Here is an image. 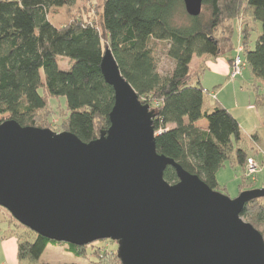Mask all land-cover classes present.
Returning <instances> with one entry per match:
<instances>
[{
    "label": "trees",
    "instance_id": "16d2710c",
    "mask_svg": "<svg viewBox=\"0 0 264 264\" xmlns=\"http://www.w3.org/2000/svg\"><path fill=\"white\" fill-rule=\"evenodd\" d=\"M76 2L0 0V114H10L22 125L50 128V100L63 96L67 112L63 131L85 142L99 137L110 126L115 100L100 67L105 50L111 48L122 75L155 111L158 152L218 190V171L226 160L244 165L248 155L237 148L234 157V141L242 137L240 123L219 101L211 111L204 109L209 90L201 85L199 73L191 72L190 64L195 54H236L240 44L246 66L264 86V0H204L200 15L193 17L186 11L188 20L183 23L175 18L186 10L183 0H103L98 20L74 18L63 26L51 22L50 13L74 7ZM243 15L247 21L235 46L234 21ZM257 22L261 32L252 48L251 31ZM158 40L168 42L167 56L174 62L166 74L158 70ZM59 56L73 63L70 69L59 67ZM202 119L207 120V128L196 124ZM164 176L170 183L178 181L171 166ZM262 198L249 201L242 216L264 236ZM1 209L5 208L0 206V224L17 238L18 260L51 264L42 255L50 242L57 241L39 235L10 214L5 217ZM113 242L111 247L99 241L69 244V250L89 264H122L118 243Z\"/></svg>",
    "mask_w": 264,
    "mask_h": 264
},
{
    "label": "water",
    "instance_id": "95a60500",
    "mask_svg": "<svg viewBox=\"0 0 264 264\" xmlns=\"http://www.w3.org/2000/svg\"><path fill=\"white\" fill-rule=\"evenodd\" d=\"M183 1L200 15L204 0ZM100 67L115 100L99 137L0 122V206L49 240L116 241L122 264H264V236L242 216L264 188L230 198L159 153L155 111L111 48ZM168 166L175 183L165 179Z\"/></svg>",
    "mask_w": 264,
    "mask_h": 264
},
{
    "label": "rangeland",
    "instance_id": "374dc122",
    "mask_svg": "<svg viewBox=\"0 0 264 264\" xmlns=\"http://www.w3.org/2000/svg\"><path fill=\"white\" fill-rule=\"evenodd\" d=\"M102 2L103 0H94L92 2L88 0H77L74 7H59L56 11L50 13L49 18L53 24L61 26L74 18L88 21L98 20L102 10ZM243 16L238 21H234L235 29L232 35V42L235 46H237L238 40L240 39V28L247 21V16ZM175 18L178 19L179 23L186 22L188 20L186 10L184 13L178 14ZM251 25L253 26V23ZM260 32L261 23L257 22L251 31L250 46L252 48L255 46ZM156 46L159 59L158 70L161 74H166L174 67L173 60L167 56L168 42L158 40ZM232 56L233 53L230 52H225L218 57L211 55L199 56L195 54L190 64V69L193 73H199L201 85L210 91L205 97L204 109L211 111L216 101H220L238 119L242 130V137L239 141H234V157L237 148H242L247 155L254 157H248V159L253 158L254 162H256V172L250 173L248 172L249 163L247 159L244 175L242 165L237 162L233 164L231 160H226L224 166L220 169V174L218 175V191L227 194L230 198H236L241 191L247 190L246 188H264V86L262 81L254 76L249 66H246L242 76L232 79L230 77L231 70L229 65V60ZM57 62L59 67L64 70L70 69L73 64L64 56H59ZM42 77L44 78L43 70ZM195 80L196 78H194ZM50 102V124L52 125L50 129L61 132L63 131V121L67 113L65 111L66 99L63 96L53 97ZM249 105H253V108H249ZM8 118H10V114H0V122ZM204 123L207 124L206 119L200 121L201 125ZM242 178L245 184H243ZM254 178H256V182L253 181ZM262 201L264 202V198H262ZM1 213H5V217H8L7 215L10 214L5 209ZM19 229H23V226ZM7 236H12L11 232L2 223L0 224V264H6V255L2 241ZM98 241L107 247L115 244L110 239ZM49 245L51 247L56 246L57 248H48L42 256L43 260L50 263L59 260L72 262V255L66 252V249L70 247L69 243L50 242ZM77 261H79L78 264H89V261L84 258H79ZM27 263V261L20 262V264Z\"/></svg>",
    "mask_w": 264,
    "mask_h": 264
},
{
    "label": "crops",
    "instance_id": "0c3cea01",
    "mask_svg": "<svg viewBox=\"0 0 264 264\" xmlns=\"http://www.w3.org/2000/svg\"><path fill=\"white\" fill-rule=\"evenodd\" d=\"M236 54H233V56L232 57H234ZM231 57V58H232ZM229 65H230V70L232 69V64H230V60H229ZM243 75V74H242ZM242 75H240V76H242ZM209 93H210V91H209ZM220 102V101H219ZM221 104H223L222 102H220ZM224 105V104H223ZM225 106V105H224ZM226 107V106H225ZM249 108H253V105H249ZM231 111V110H230ZM200 121L201 120H199L198 122H196V124L197 125H199V126H201V127H203V128H207V126H208V124H206V123H204V124H200ZM171 126L173 127L174 126V124H171ZM248 157H253V156H251V155H248ZM254 158V157H253ZM242 167H243V175H244V171H245V164L244 165H242ZM220 174V170L218 171V175ZM253 181L254 182H256V178H254L253 179ZM242 182H243V184H245L244 183V180H243V178H242ZM262 188V187H261ZM246 189H251V187H249V188H246ZM4 240L2 241L3 242V244H4V250H5V255H6V264H20V261L18 260V257H17V250H18V242H17V238L15 237V236H7V237H5V238H3ZM56 246H53V247H51V245H49L48 244V246H47V248H46V250H45V252L48 250V248H55ZM57 248V247H56ZM67 251L66 252H68V254H71L72 255V257H73V259L71 260L72 262H76V263H78L79 261H77L80 257H77V256H75L74 255V253L71 251V250H69V248L68 249H66ZM44 252V253H45ZM43 253V254H44ZM43 256V255H42ZM75 256V257H74ZM75 258V259H74ZM46 261V260H45ZM46 262H48V261H46ZM60 262H68V261H61V260H59V261H57V262H53L54 264H56V263H60ZM70 262V261H69ZM48 263H50V262H48ZM53 263H51V264H53Z\"/></svg>",
    "mask_w": 264,
    "mask_h": 264
},
{
    "label": "built area",
    "instance_id": "2783aa9c",
    "mask_svg": "<svg viewBox=\"0 0 264 264\" xmlns=\"http://www.w3.org/2000/svg\"><path fill=\"white\" fill-rule=\"evenodd\" d=\"M246 64L245 61L243 59V46L242 45H238L237 50H236V55L234 57L233 63H232V69L230 72V77L236 78L240 75H242V72L245 68ZM248 163H249V169L248 172L250 173H254L256 172V162H254L253 158H249L248 159Z\"/></svg>",
    "mask_w": 264,
    "mask_h": 264
}]
</instances>
